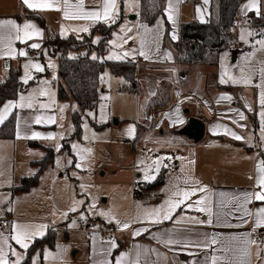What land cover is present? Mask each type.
Wrapping results in <instances>:
<instances>
[{"label":"crops","instance_id":"crops-1","mask_svg":"<svg viewBox=\"0 0 264 264\" xmlns=\"http://www.w3.org/2000/svg\"><path fill=\"white\" fill-rule=\"evenodd\" d=\"M77 2L78 0H69L70 5H75ZM125 3V0H116L114 19L105 21L103 18L100 20L66 18L64 0H57L53 8L43 9H30L23 0H0V21L12 20L21 28L25 23H29L35 25V29L39 31V35L33 31L31 38L18 40L15 30L10 26L5 25L0 28V82L8 77L10 66H21L22 69L25 56L19 55L21 51L26 52V48H30L36 55L43 54L46 50L44 43L47 34L59 35L62 38L69 36L81 38L89 34L97 24L113 23L121 15L123 20L112 35L109 51L104 56V60L137 63L136 84L130 85L123 79L131 86L132 92L145 89L142 88L143 78L148 81L154 73H159V78L167 75L172 81H176L177 78L181 82L189 78L193 81L189 90L175 88L170 90L168 95L160 90L155 91L151 81V84L149 83L151 86L148 87H151L153 97L159 94L165 97L162 98L163 102L159 103L161 106H167L172 98H176V102L183 108H193L194 118L205 124L203 139L194 142L180 136L179 131L189 123L190 118L182 123L183 127L177 130L179 136L176 140L177 143H183L188 153L183 160H178L168 167L162 166L154 175L156 177L154 180L145 179L142 173L138 175L139 182L133 189V195L131 192L132 199H130L134 209L130 217L125 218V223L130 226L125 229L122 227L124 223L118 224L116 221V226L110 223L109 226L116 231L118 238L114 242L115 247H112V242H101L97 235L90 236L87 242V264H117L118 260L120 264H212V256L220 258L217 264H241V261L245 264H264V251L257 255V244L264 249V243L247 242L253 240V234L264 233V227L253 231L255 216L246 215V210L255 214L258 208L264 207V202L254 198L249 202L245 201V194L261 190L257 186V179L260 175L258 165L264 160V134L258 122V106L256 104L249 106L253 103L247 96H244L242 101L222 98L223 91L232 92V85H229L232 86L230 90L212 91L206 87V81L210 78L211 71L216 69L218 61L216 65L179 62V50L176 45L180 41L182 24L195 21L207 22L210 16V0H207V3L205 0H166L165 16L158 18L151 25L140 18V0L138 10L128 7L129 11H127ZM249 3L250 0L244 2L239 11V14L246 16L248 21L251 13L259 16L263 12L261 0H258L256 7L245 9V5ZM68 10L70 13L75 11L74 8ZM84 10L102 11L103 0H84ZM30 12L42 16L46 28H43L37 20L30 18ZM166 22L171 29L168 37H166ZM238 24L239 18L235 31L238 29ZM84 28H87V31H84ZM21 35L23 36V33ZM173 35L176 39H173ZM99 39L100 36L96 35L94 42L97 43ZM33 43L39 44L40 47L32 48ZM237 44L238 42L231 47ZM9 48H11L10 54ZM125 52L128 53L127 56L124 55ZM141 52L145 55H141ZM27 55L32 54L27 53ZM109 56L113 58L108 59ZM28 89L20 93L16 100L5 101L0 107V113H3L5 105L9 103L17 105L8 109L4 119L5 121L13 111H16L15 138L0 139V158L4 161L12 155L13 149L16 155V146L20 141H28L31 147L33 146L30 142L41 146V143L35 141L38 137L34 138L33 134L38 133L41 128L54 127L53 124L57 120V111L29 107L24 99L21 100ZM153 109L159 108H151L150 111ZM241 113L244 119L240 118ZM37 117L41 118L39 123ZM50 117L54 118L55 122H52ZM119 122L117 121L116 124ZM2 124L0 123V126ZM142 126L144 124H139L137 133L143 130ZM232 133L242 139H235ZM40 160H34L31 164L34 165V162ZM162 171L165 172L163 183L149 187L156 182ZM201 188L205 191H200ZM192 190H195V194L172 211L169 219L163 218L165 212H161L158 217L152 214L154 209L162 207L166 211L168 206L165 201L180 198L173 195L177 191ZM136 192L140 196H136ZM201 199L204 203L197 205L195 202ZM188 204L193 206L189 208ZM200 207L210 208L211 215L209 216L207 211L197 210ZM8 218L12 225V218ZM209 219L211 223H208ZM213 238L216 243H211ZM126 247L130 250L126 251ZM245 250L248 255L244 254Z\"/></svg>","mask_w":264,"mask_h":264},{"label":"rangeland","instance_id":"rangeland-1","mask_svg":"<svg viewBox=\"0 0 264 264\" xmlns=\"http://www.w3.org/2000/svg\"><path fill=\"white\" fill-rule=\"evenodd\" d=\"M125 1L127 11L128 7L139 9V0ZM262 9L264 12V2ZM238 18L239 25H242L236 30L238 44L220 51L218 64L211 71L206 87L213 91L230 90L233 86L232 92L223 91L222 97L241 100L247 96L253 103L247 105L258 106V122L264 127L260 115L264 111L260 103V94L264 91V78L260 72L264 68V49L257 43L264 39V26H254L242 13ZM26 64H39L43 71L29 67L31 79L24 83ZM158 74L154 73L148 81L144 77L142 88L145 89L132 92L131 86L106 66L100 101L95 110L84 116L78 137L72 118L78 108L77 103L73 99L60 102L58 98L56 85L61 80L58 58L47 49L42 55L25 56L21 81L29 89L24 93V101L39 110L57 111V120L54 127L39 129L41 135L35 140L41 143L39 148L29 146L28 141H20L16 155L13 149L7 160L0 158V219L11 217L13 220L12 225L0 226V247L8 254L10 264L16 259L11 255L12 248L22 254L21 264L33 241L45 236L49 228L56 232L55 246H45L42 256L36 250L32 264H87L90 236L84 229L83 220L93 219L102 227H110V223L116 226V221L125 223L134 209L130 199L139 182L138 175H156L153 162L160 158H164L160 168L183 160L188 149L183 143H177V130L183 127L184 121L194 118L195 111L190 107L183 108L176 98H172L167 106H161L159 103L165 97L161 94L153 97L148 86L153 85L155 91L168 95L175 88L189 90L193 81L191 78L184 82L179 78L172 81L171 77L164 75V78H159ZM222 76L225 83L220 82ZM248 77H251V83L246 84L244 79ZM151 108L161 109L162 116L152 121ZM116 120L120 122L116 124ZM139 124L144 126L137 133ZM49 136L54 139L47 138ZM65 140L69 148L64 145ZM73 144L78 148L74 149ZM57 145H60L59 151ZM48 147L56 153L55 161L41 174L38 185L28 192L12 193L13 187L21 185L23 177L37 173L39 167L31 162L42 159ZM87 149L91 152L84 151ZM77 164L81 167H76ZM135 195L140 196L138 193ZM13 225L29 226L33 231L35 226L46 227L40 230L42 234L38 233L28 242L29 247L25 250L11 239L16 234Z\"/></svg>","mask_w":264,"mask_h":264},{"label":"trees","instance_id":"trees-1","mask_svg":"<svg viewBox=\"0 0 264 264\" xmlns=\"http://www.w3.org/2000/svg\"><path fill=\"white\" fill-rule=\"evenodd\" d=\"M247 0H210V16L207 22H190L182 24L180 41L177 43L179 50V62L193 65H216L221 50L231 47L237 42L236 27L240 8ZM264 2V0H261ZM166 0H140V18L151 25L158 18L165 16ZM29 17L37 20L43 28H46L45 20L35 13ZM249 22L254 26H264V14L259 16L251 13ZM123 20L121 15L113 23L97 24L89 34L77 38L69 36L62 38L59 35L47 34L45 48L53 57L59 60L60 82L57 83V93L60 101L73 99L78 108L72 118L75 127V135L79 137L82 130L83 118L88 111L95 110L102 94V75L106 66L112 73L122 77L131 85L136 84L138 65L132 61H108L104 56L109 51V43L113 33ZM170 25L166 22V37L170 32ZM54 36L53 41L51 38ZM96 35L100 36L97 43ZM51 44H54L53 46ZM51 45V46H50ZM95 54L96 59L92 55ZM21 66H10L8 77L0 82V107L5 101L16 100L20 93L27 89L21 81ZM16 136V111L0 126V139H14ZM65 140L64 145L69 148ZM34 147H40L38 143L30 142ZM69 150V149H68ZM56 153L52 148H47L43 159L34 162L39 169L32 177H25L21 185L13 187L12 191L27 192L36 187L41 174L54 163ZM164 171L149 187L160 185L164 181ZM137 194V192H136ZM56 241L54 228H49L46 235L34 240L27 251L26 258L21 264H32V257L36 250L43 255L45 246L53 248Z\"/></svg>","mask_w":264,"mask_h":264},{"label":"snow or ice","instance_id":"snow-or-ice-1","mask_svg":"<svg viewBox=\"0 0 264 264\" xmlns=\"http://www.w3.org/2000/svg\"><path fill=\"white\" fill-rule=\"evenodd\" d=\"M57 0H36V2H33V0H23V3L30 9H34V8H53L56 5ZM205 3H207V0H205ZM258 4V0H250V3L245 5V9H250L253 7H256ZM64 15L66 18L72 19V18H77V19H92V20H100L101 18H103L105 21L109 20L110 18L114 19V9L116 7V0H103V10L102 11H85L84 10V0H78V2L75 5H70L69 4V0H64ZM69 8H74L75 11L74 12H69ZM257 12L259 13V8H256ZM171 19V17H169ZM5 25L10 26L12 29L15 30L16 32V39L20 40L23 39L25 37L27 38H31L32 36V32L35 31L37 35H39V31L35 29V25L29 24V23H25L23 25V28H21V26L17 25L14 21L12 20H6V21H0V28L4 27ZM84 31H87V28L83 29ZM21 33H23V36L21 35ZM252 33H249V35H251ZM244 36L243 34L241 35V39H243ZM173 39H176L175 35H173ZM126 42V41H125ZM115 43V42H113ZM257 43L261 46L262 49H264V39H261L259 41H257ZM32 48H38L40 47L39 44L33 43L31 45ZM11 53V48H9V54ZM141 55H145L143 52L140 53ZM20 56H26L27 53L24 51H21L19 53ZM125 56L128 55L127 52L124 53ZM93 59H96L95 56L92 57ZM112 56H109L108 59H112ZM147 58V57H145ZM25 67V77H24V83L28 82V79H31V76L28 74V69L29 67L34 68L36 71H43V68L39 65V64H26L24 65ZM243 72V70H241ZM261 72V77L264 78V68H261L260 70ZM221 83H225L226 81L224 80L223 76L221 77ZM233 82H239V81H233ZM244 83H251V77H248L246 79H244ZM43 94V93H42ZM223 98V97H222ZM24 98L21 97V100H23ZM260 103L262 106H264V91H261L260 94ZM17 105H14L12 103H9L7 105H5L4 107V111L3 113H0V123H3L5 116L8 112V109L11 107H15ZM19 106H23V105H19ZM29 107H31V104L28 105ZM46 107V106H45ZM61 111H63V108H61ZM179 110L177 109V112ZM261 117H262V124H264V111H262L260 113ZM240 118L244 119L243 114H240ZM40 117H37V123L40 122ZM50 120H52V122H55L54 118H49ZM261 132L262 134H264V127L261 128ZM41 134L40 133H34L33 137H39ZM232 136L237 139V140H241L242 137L236 135L235 133H232ZM49 139H54V137H47ZM72 147L74 149L78 148V145L73 144ZM60 149V145H57V151H59ZM84 151H88L91 152V149H87ZM81 159H83V157H81ZM164 158H160L158 160H155L153 163L155 164V171L158 173L160 171V166L162 163V160ZM167 159H171V157H168ZM69 163H71V161H69ZM164 167H168L167 164L163 165ZM76 167H81L80 164H77ZM258 172H259V177L257 179V186L261 189L258 192L255 193H247L245 194V201L249 202L251 199H255L257 201H261L264 202V160H262L259 165H258ZM156 177L155 176H146L145 179L147 180H154ZM198 183V182H197ZM83 187V185L81 186ZM200 191H205L204 188L199 189ZM195 194V190L192 191H177L176 193H174L173 195L176 197H180L178 199H169L167 201H165V204L168 206L167 210L165 211L164 208H160V209H154L152 214L155 216H159L161 212H165L164 214V219H169L170 218V213L172 211H174L176 208H179L181 204L185 203V200L188 199L191 195ZM197 205H202L204 203V200H197L195 202ZM193 205L192 204H188L187 207L191 208ZM94 207V205L92 206ZM197 210L199 211H207L209 213V216L211 215V209L207 208V207H200ZM72 211H75V208L72 209ZM102 215L104 213H101ZM246 215H254L255 216V220H254V228L253 231H255L257 228H261L264 227V207H260L257 209V211L255 212V214L248 212L246 210ZM158 222V221H157ZM118 224H120L119 221H117ZM208 223H211V219H209ZM73 226H74V222H73ZM130 225L128 223H124L122 224L123 228H128ZM13 230L15 231V235H13L11 237L12 240L15 241V243L17 245H19V247L21 249H27L29 247V241L32 240L38 233L42 234V232H40L41 229L45 228V225H39V226H35V231L30 230L29 226H25V225H13ZM139 234V233H136ZM250 235V234H249ZM249 244H257L256 240H249L247 241ZM6 243V240H5ZM169 243H175V241H169ZM211 243H216L215 238L212 239ZM264 243V242H261ZM11 247V246H9ZM112 247H115V243L112 242ZM261 251H264V249L260 248V245L257 244V255L260 254ZM245 255H248L247 250H245ZM11 255L16 257L15 261H12L11 264H20L23 256L20 253H17V251L12 248L11 249ZM218 259H220L219 257L216 256H212L211 257V261L212 264H217ZM0 264H10L9 259H8V254L4 251L3 247H0ZM117 264H120V261H117ZM241 264H245L244 261H241Z\"/></svg>","mask_w":264,"mask_h":264},{"label":"built area","instance_id":"built-area-1","mask_svg":"<svg viewBox=\"0 0 264 264\" xmlns=\"http://www.w3.org/2000/svg\"><path fill=\"white\" fill-rule=\"evenodd\" d=\"M239 27L240 25L238 24V28ZM26 53L35 54V51L30 48H26ZM161 114L162 112L160 111V109H153L150 111V118L152 120H156L160 118ZM10 223H11V220L8 217L4 219H0V226H8L10 225ZM83 225H84L85 231L87 232L89 236L97 235L98 239L101 242H116L118 240L116 236V231L113 228L102 227L98 225V223L93 219L85 218L83 220ZM252 239L256 240L257 242H262L264 239V233L263 232L255 233L253 234ZM125 250L129 251L130 248L126 247Z\"/></svg>","mask_w":264,"mask_h":264},{"label":"water","instance_id":"water-1","mask_svg":"<svg viewBox=\"0 0 264 264\" xmlns=\"http://www.w3.org/2000/svg\"><path fill=\"white\" fill-rule=\"evenodd\" d=\"M179 134L181 136H186L188 139L193 140L194 142H199L204 137L205 124L197 118H191L189 123L179 131Z\"/></svg>","mask_w":264,"mask_h":264}]
</instances>
